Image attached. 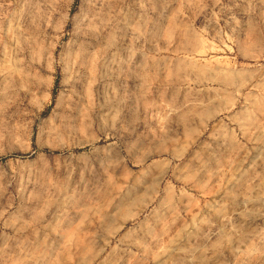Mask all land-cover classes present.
Segmentation results:
<instances>
[{
    "label": "rangeland",
    "instance_id": "rangeland-1",
    "mask_svg": "<svg viewBox=\"0 0 264 264\" xmlns=\"http://www.w3.org/2000/svg\"><path fill=\"white\" fill-rule=\"evenodd\" d=\"M0 264H264V0H0Z\"/></svg>",
    "mask_w": 264,
    "mask_h": 264
}]
</instances>
